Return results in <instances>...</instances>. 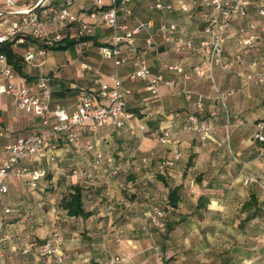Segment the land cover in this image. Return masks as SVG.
I'll list each match as a JSON object with an SVG mask.
<instances>
[{
  "label": "crops",
  "instance_id": "1",
  "mask_svg": "<svg viewBox=\"0 0 264 264\" xmlns=\"http://www.w3.org/2000/svg\"><path fill=\"white\" fill-rule=\"evenodd\" d=\"M80 3L85 9L81 10L76 3L70 6L71 12L95 22L90 16L92 0ZM151 4L152 0L132 1V16L122 17L121 21L133 23L153 19L157 26L161 21H172L178 25L181 35L193 38L199 45L206 24L205 14L199 10L188 14L177 9L162 12L153 9ZM12 19V16L3 22L0 19V30L6 29ZM250 22H255L259 28L264 25V17L257 14L256 2L249 8L248 15L237 18L229 30L224 60L232 62L230 70L219 66L210 70L199 50L176 53L164 44L157 51L145 52L146 33L137 36L138 51L146 55L152 71L166 79H180L193 91L191 101L165 85L160 87V99L156 101L145 82L127 81V73L134 68V53L130 51L129 61L119 68L103 58L98 47L111 34L104 25H97L88 48L79 49L74 44L71 54L67 52L69 49H51L46 55H39V44L35 40L27 38L24 42H14L13 50L21 57L28 52L36 54L29 63L24 60L25 75L15 70L14 83L30 86L46 76L52 88V103L73 110L82 92L97 89L93 70L85 69L84 64L99 70L105 81L111 82L110 75L117 73L132 90L127 98L128 109L134 113L132 122L137 126L145 123L147 129L132 131L128 126L122 129L106 127L112 133L110 138L116 139L117 153L122 154L121 161L115 159L121 169L116 175L101 174L84 193L85 208L92 212L87 218L70 216L61 206L70 191L66 184L76 183V177L67 180L62 175L53 177L49 173L46 190H29L23 183L11 180L4 202L14 209L6 218V228L14 240L1 244L6 254L4 264H56L54 257L42 254L38 248L54 231L65 238L62 264H103L116 255L127 257L117 264H262L264 196L256 184L242 182L247 172L264 182V141L255 137L256 123L264 117V84L248 82L242 74L243 67L237 62L243 58L249 72H256L261 66H250L251 60L264 62V32H260V39L250 50L238 44L242 29H246L243 35L250 33L247 29ZM62 31L67 35L66 30ZM170 63L182 65L185 73L168 71L165 65ZM195 68L204 70L205 75H195ZM214 84L222 92L233 93L226 98L225 105L218 99ZM191 114H196L211 127L212 138L207 145L201 143L196 132L187 128ZM34 127H40L37 116L21 110L11 96L0 94V164L13 139L29 134ZM164 128L171 129L180 139L181 159L174 160L170 144L158 141ZM144 134L145 138L138 140L137 145L135 136ZM96 137L84 135L86 140ZM131 146L138 149L133 155L129 153ZM74 159L79 160L81 156L62 141L56 164L39 157L27 163L49 171L57 166L67 172L75 164ZM175 187L180 188V201L177 207H171L168 194ZM201 196L204 199L198 208ZM154 205L165 207V227L145 232L142 226ZM17 211L27 214L25 222H17ZM20 243L30 244V252L22 254Z\"/></svg>",
  "mask_w": 264,
  "mask_h": 264
},
{
  "label": "built area",
  "instance_id": "2",
  "mask_svg": "<svg viewBox=\"0 0 264 264\" xmlns=\"http://www.w3.org/2000/svg\"><path fill=\"white\" fill-rule=\"evenodd\" d=\"M80 1L64 0L57 3L54 0H2L1 21H5L9 16L13 19L6 29L0 30V42L8 40L24 42L30 38L39 44L37 50L39 55H46L65 38L73 39L77 48L86 49L91 45V38L95 35L97 25H104L111 30V34L98 47L101 56L119 68L127 64L129 52L132 51L134 68L127 73L125 79L132 83L145 82L146 89L156 101L160 99L159 90L163 85L176 94L185 95L188 101L192 100L194 93L186 88L180 79H166L152 71L146 55L140 53L136 46L138 35L146 33L145 52L157 51L164 44H168L176 53L199 50L207 59L210 70L215 66L230 70L233 64L224 60V52L232 23L237 18L246 17L254 2L257 3V14L264 17V0H152L151 7L162 12L177 9L188 14L199 10L205 14L203 36L199 45H196L193 38L181 35L178 25L172 21H161L158 26L153 19L136 20L133 23L122 22V17L132 16L130 4L134 0H92L90 16L95 22L81 19L71 12L70 6L76 3L81 10L85 9V5ZM247 29L250 33L243 35L246 29H242L238 44L242 49L250 50L260 39V32H264V25L259 28L255 22H250ZM62 30H66L67 35H64ZM35 55V52H28L24 60L29 63ZM237 62L243 67L242 74L248 82L264 84V62L260 63L258 59L251 60L250 66L261 65L256 72L248 71V65L243 58H239ZM83 66L85 69L93 70L97 89L82 92L78 97L77 106L69 110L64 105L52 103V88L46 76H41L30 86L14 83L15 68L7 55L0 53V94L11 96L21 110L37 116L40 120V127H34L29 134L13 139L6 147V158L0 164V264H4L3 258L6 256L1 244L14 240L11 231L6 228V218L14 213V209L4 202L5 195L9 193L11 180L21 182L31 190H41L48 186L47 176L52 173L53 177L62 175L67 180L76 177V183L82 191L88 192L101 174L108 172V175H116L119 167L115 165V158L106 155L102 147L91 141H84V135H97L106 127L122 129L128 126L132 131L137 128L147 129L145 123L137 126L132 122L134 113L128 109L127 102L132 90L125 86L124 78L113 73L110 75L111 82L105 81L99 70L87 64ZM165 68L176 74L185 73L184 67L177 63L166 64ZM194 73L198 77L205 75L201 68H195ZM211 79L214 83L212 71ZM214 88L218 99L225 105L226 98L233 93L222 92L215 84ZM198 107H201V103ZM187 128L197 133L203 145H207L212 138L211 127L200 121L196 114L188 116ZM263 132L264 117L256 123L255 137L260 141H264ZM62 141L66 142L75 154L81 156L80 161L67 172L57 166L49 171L44 167L34 168L27 163L31 158L39 157L56 164ZM158 141L161 144H170L174 160L182 158L181 141L171 129H162ZM85 154L93 156V164L90 167L82 166ZM242 182L249 185L259 181L251 172H247ZM108 208L111 211L112 204ZM16 214L17 222L26 221V213L17 211ZM165 218L166 211L162 207L152 206L148 220L142 226L143 231L150 233L155 228H164ZM64 240L59 231H54L38 245V248L42 254L54 257L56 264H62L65 257L62 251ZM20 244L22 254L30 252V244ZM155 247L159 249V246ZM126 259L125 256L116 255L105 260L103 264H117Z\"/></svg>",
  "mask_w": 264,
  "mask_h": 264
},
{
  "label": "trees",
  "instance_id": "3",
  "mask_svg": "<svg viewBox=\"0 0 264 264\" xmlns=\"http://www.w3.org/2000/svg\"><path fill=\"white\" fill-rule=\"evenodd\" d=\"M14 42L15 40L0 42V53L6 54L9 61L13 64L15 70L21 75H25L23 71L24 58L14 52L12 47ZM74 44L75 41L64 39L62 42H60L57 46H54L52 49H70L73 48ZM115 165L119 167L118 170L119 173L121 168L118 164H116V162ZM104 174H108V172ZM179 191H180L179 187H175L169 190L168 204L171 207L178 206V203L180 201ZM84 193L85 192L82 191L81 187L77 183H73L70 185V191L63 198L61 204L62 208L67 211L68 215L75 217H83V218H87L90 215H92V212L86 210L85 208ZM203 199L204 196H201L199 199L198 208L201 206ZM163 209L166 211L165 207H163Z\"/></svg>",
  "mask_w": 264,
  "mask_h": 264
},
{
  "label": "rangeland",
  "instance_id": "4",
  "mask_svg": "<svg viewBox=\"0 0 264 264\" xmlns=\"http://www.w3.org/2000/svg\"><path fill=\"white\" fill-rule=\"evenodd\" d=\"M67 52L69 53V54H71L72 53V50H67ZM128 81V80H127ZM135 83V82H134ZM107 129V130H106ZM106 129H102V131L101 132H99L96 136V138L95 139H90V140H86L85 138H83L84 139V141H91L92 143H94V144H96V146H100V147H102L103 148V150H104V153L106 154V155H112L116 160L118 159V160H120L121 161V158H122V154L121 153H117V150H116V139L113 137V139L112 138H110L111 136L110 135H112V133L110 132V129H108V128H106ZM89 135H93V134H89ZM135 136V135H134ZM145 136H146V134H144V136H140V137H137V136H135L134 138H135V141L134 142H137V145H138V140H140V139H144L145 138ZM118 137H120V136H118ZM158 138H159V136H158ZM131 140V139H130ZM137 147H135V146H131V148L129 149V153H132V155H133V153L135 154L136 153V151H138V149H136ZM84 156V155H83ZM78 161H80V159L79 160H77V159H74V161L73 162H75V164L78 162ZM89 162H92V164H93V156L90 154H86L85 156H84V158H83V163H82V166H87V167H90V166H92V164L90 165L89 164ZM74 164V165H75ZM74 165H71V167L70 168H72ZM51 174V173H50ZM52 175V174H51ZM258 181L259 182H255L254 184H256V186H257V190L264 196V182H261L259 179H258ZM23 186L25 187V188H27V189H29L27 186H25L24 184H23ZM66 186H69V188H70V184H66ZM30 190V189H29ZM46 190V189H45ZM48 190V189H47ZM66 193V192H65ZM264 198V197H263ZM59 203V202H58ZM262 216H264V214H261ZM264 220V219H263ZM8 221V220H7ZM11 222V221H10Z\"/></svg>",
  "mask_w": 264,
  "mask_h": 264
}]
</instances>
